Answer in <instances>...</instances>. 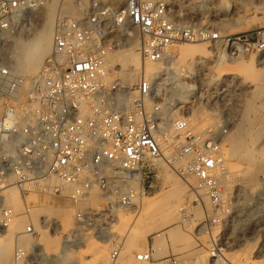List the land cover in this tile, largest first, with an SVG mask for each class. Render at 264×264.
<instances>
[{
  "label": "built area",
  "instance_id": "obj_1",
  "mask_svg": "<svg viewBox=\"0 0 264 264\" xmlns=\"http://www.w3.org/2000/svg\"><path fill=\"white\" fill-rule=\"evenodd\" d=\"M48 1L0 0V237L20 221L5 264L37 263V245L28 252L18 239L38 236L30 215L33 204L28 203L38 196L73 205L75 230L109 245L105 261L96 264H126L127 254L133 263L151 264L156 254L153 239L159 233L140 247L131 245V238L138 199L150 189V178L164 166L175 169L164 164L169 161H164L160 147L165 137L160 136L157 121L159 83L142 77L128 88L112 80L116 73L106 68L104 59L117 44L105 40L100 24L103 13L58 18L51 36L52 51L37 76L26 82V76L16 73L13 64L1 57L5 36L21 29L27 13L39 12ZM111 21L124 32L135 29L141 37L142 59L153 63L162 61L174 43L223 41L215 31L174 21L164 0H127ZM254 39L236 38L229 51L263 53L264 33ZM193 102L191 97L187 105ZM187 116L181 109L180 116L170 122L176 140L169 139L170 146L179 142L175 157L183 163L175 171L194 195L196 207L200 205L197 196L204 192L213 209L223 212L216 173L220 136L194 135ZM188 177L195 179V185L187 182ZM201 209L204 224L219 221L207 213L204 204ZM121 217L127 220L123 232L118 231ZM66 237L62 252L82 241V235ZM210 253L214 259L219 257ZM158 263L173 264L168 257Z\"/></svg>",
  "mask_w": 264,
  "mask_h": 264
},
{
  "label": "rangeland",
  "instance_id": "obj_2",
  "mask_svg": "<svg viewBox=\"0 0 264 264\" xmlns=\"http://www.w3.org/2000/svg\"><path fill=\"white\" fill-rule=\"evenodd\" d=\"M64 1L65 0H54V2L51 3L54 7L52 13V25L54 26V29L56 28L55 26L57 24V19L63 17H58L57 15L59 13V15L64 14L65 17H68L70 19L87 18L89 15L92 14V0H67L64 10H61L60 7L62 6ZM97 1L102 6L106 7H109L108 5L111 4L110 0ZM126 1L127 0H123V3H125ZM164 1L166 2L167 0ZM189 1L192 3L187 2V0H178L177 6L172 8L173 11H176V13L172 15V19L181 24H194L215 31L220 35V37L223 38V41H217L215 43L207 41L193 43H175L174 45L200 44L204 46L206 52L209 53V56H204L203 54L196 53V56L195 54L177 56L175 55L176 53L172 52L171 47H169V51L166 53V57H164L162 61L152 63L150 65V68L154 69V71H156L157 73V78L155 79V81L156 83L158 82L160 86V88L158 87L161 97L159 102H161L164 98L162 95L164 94V87L168 86L170 79L172 80V76H174L175 73L182 75L184 78L185 76H190L188 72L193 73L195 77L196 75H198L196 78H192L190 76L184 79V82H187V84L192 85L191 97H193L194 102L187 105L189 101L188 99L186 100V104L184 103L175 105L178 108L176 107L172 109V111H174L173 116L168 120L169 126L166 125L165 127L167 128V131L169 133V139L172 141V138L175 136V133L170 126V122L176 116H180L181 109L187 111V115L189 117L196 116L197 121L200 120L199 118H197L199 112L202 113L201 116L204 114H208L209 119L204 120L203 122L198 121V128L195 130H191V132L194 135L200 136L201 138L220 136V154L222 155V151L224 149L229 148V144L227 142L230 143L233 138L235 139L236 137V129H238V125L240 122L242 107L246 101L251 100L254 88L258 87L259 93L264 94V52L232 54V52L229 51L231 43L233 41H236V38H239L242 41V37L246 35L250 36L252 41H255L254 37L257 36L258 33H264V0ZM46 3L49 4L50 1ZM42 18H44V15L40 11H33L27 13L25 23L22 25L21 29H19L16 33L19 32L18 34L23 40L31 38L35 34V32H37V29L40 28L43 21ZM132 32L134 33L133 43L138 42L137 46L135 43V45L130 43L129 40L124 41L123 39H120V42L125 45L124 49H130L131 51L134 50V54H140L139 46L141 43V37L135 29H133ZM8 45H11L10 38L7 39L6 44L4 45V51L1 57L5 61H12L11 63H13V58H11L10 55L7 53ZM51 49L49 54L52 51ZM48 55H46L44 59ZM44 59L42 60V63ZM193 59H200V62L193 64L191 62L194 61ZM137 66L138 67L133 65L131 68L127 66L121 69L122 82L128 88L133 87L135 83H137V81L142 78V75L139 72V64ZM224 74L233 75V78L225 77ZM159 77L164 78L160 79ZM152 82L155 83L154 80H152ZM263 138L264 131L262 139ZM178 144L179 142L171 144V152H173V157H175ZM170 155L172 156V153ZM227 157L229 160H234L233 156L230 154H228ZM166 159L171 158L166 157ZM173 167H175V169L169 166H165V168H167L168 170L167 172H165V169L160 170L158 173H156V175L150 178L151 187L145 194V198L150 199L155 194L159 192L161 193L162 190L160 189H163L164 186H168L170 179H176L180 183L186 185L184 180L175 171L176 169H178V166L173 165ZM261 168L262 169L259 172L253 174V177L251 178V182L255 183V189L251 193L247 192L246 186H244V184L240 180L241 177H239V175L232 173L228 176L230 182L234 181L230 187L232 192V201H228L229 205L226 203H221V205L223 206V212H221L220 209L218 210L219 212L217 213L216 217L219 221L215 224H204V211L201 209L203 208V204L205 205L207 213H209L210 215H213V212L215 213V209H213V206L208 199H199L201 207L200 205L196 207V204L192 203V198H190V196H184L182 198V201L178 204L180 212L183 213L185 209L190 211L194 209V211H196V215L190 217L188 221H181L179 213H172L166 210L161 211L160 209H158L160 205L162 206L164 203L168 202L167 194H161L160 204H158L159 206H157L153 211H151L150 214L152 216L151 222H154L156 219L158 220V218L166 220L164 228L160 231L150 232L142 239L140 237H135V235L131 238V243L140 240H143V244H145L146 241L151 243V238L156 233H159V235L163 234L162 237H157L159 235L154 236L153 244L154 241H159V239H161L162 243L160 242L158 245L156 244L157 246H154L155 244L153 245L155 247L156 254L155 259L151 262V264H159V260L161 258L163 259V257L170 258L173 264H200L199 261L194 263L191 260L194 257L196 258L202 256L203 264H220L218 263V261L211 260L213 259L210 258L209 254V252L211 251L215 255H218L219 258H221L223 261H225L226 264H231L230 261L232 256L240 258L242 254H245L247 252H251V254L247 257L248 260L250 259L251 261H246V263L250 262L252 264H264V163ZM167 173H169L171 177H168ZM187 182H189V179H187ZM191 182V185H195L196 183L193 177H191ZM220 188L223 190L221 185ZM162 198H164V201L167 199V201L164 202ZM61 205V209L59 208L57 210L60 214H62L63 212L67 214V217H64V221L67 220L65 221V223L68 226H66V228L62 226V229L59 225L56 226L54 222H52L53 220H51V218L45 220V229L48 233V236H50L48 237V239H50V242L56 244L57 252H59L60 254V252H62L61 249L63 248V242L68 239V237H66L67 235H82V241H80L79 246L71 247L69 250L67 249L62 252L66 255L70 254V258L68 256L64 264H88V261L90 260L94 264H96L100 261H105L110 248L109 245L106 244L108 245L105 250L106 252L101 257L95 251L96 249L94 248V245H99V243L94 240V237L88 236L87 233H78L75 230L76 224L73 217L74 210L71 211L64 204ZM32 210L34 211L30 212L31 217L36 219V215H38L37 210H35L34 208ZM246 210L248 211L247 214L245 213ZM237 211H241L240 215L238 216L239 220H237L238 218H235L234 216ZM54 212H56L54 209L51 210V214ZM37 217L39 219L40 217L44 216H40L39 214ZM68 217L71 218L69 219ZM18 221L19 220H17L13 224V229L11 228L12 232L10 230L6 233L9 237H0V240H4L5 242L10 243L6 250V259L1 264H5L6 261L9 259L10 251L13 247L12 245H14L15 243L14 240L16 238L12 237L10 234L12 233L13 235L15 231H17L20 222ZM242 221L248 223L247 228H243V226L239 224V222ZM126 223L127 220L120 223L118 227L119 232H123L125 230ZM37 225L41 226L43 224L37 222ZM47 227L51 228L48 229ZM168 232L170 235L168 234ZM217 234L219 235L218 237H216ZM21 238L24 240H31L35 242L39 237L23 236L20 237L19 240ZM11 241L13 242L12 244ZM214 241H216L218 244L217 248L219 249V254L217 251L214 250ZM89 242H91L92 244V250L91 247H88ZM220 244L224 245L219 246ZM21 247L23 248V246ZM23 249L28 251V248ZM78 255L80 256V260H77V258L79 257ZM95 255H97V257L99 258H96ZM43 257L44 256L41 255V253L39 252L37 263H40V260ZM43 259L44 261L41 264H49L51 262L49 256ZM91 261L89 264H92ZM246 263H242L241 261L235 264ZM28 264H31V262L28 261Z\"/></svg>",
  "mask_w": 264,
  "mask_h": 264
},
{
  "label": "bare ground",
  "instance_id": "obj_3",
  "mask_svg": "<svg viewBox=\"0 0 264 264\" xmlns=\"http://www.w3.org/2000/svg\"><path fill=\"white\" fill-rule=\"evenodd\" d=\"M52 2H54V0L50 1L49 4L45 3V5L41 8L40 12L44 15V18H42L43 21H42L40 28L37 29V32H35V34L31 38L23 40V39H21V37L18 33H14L12 35H6L5 36V37L10 38V41H11V45L7 46V50H8L7 53L10 55L11 58H13V63H12L13 68H14L16 73L23 75V76L24 75L26 76V79H27L26 82H28L31 78L37 76V73H38L37 71L40 69V67L43 64L42 60L44 59V57L46 55L49 54L51 46H52L51 36H52V32H54L53 30H55L54 26L52 25V20H53V14L52 13H53V8H54L53 5L51 4ZM64 2H65V4H64ZM64 2L62 4V6L60 7L61 10L62 9L64 10V7L66 5L67 0H65ZM110 2H111V4L108 5L109 7H106V6H102L97 0H92L91 1V3H92V11L91 12L93 14L103 13L104 16L102 17V19H101L102 21L100 24H101V28H103L104 32L106 33L105 40L110 42V43L115 42L117 44V47L115 48V50L109 52L104 59L106 68L109 71L114 70L115 71L114 73H116V78H113L112 80L116 79L121 86L125 87V85L123 84L122 79H121V69H123L124 67H127V66L131 68L133 65L138 67L137 65L139 64V72L142 75V77L146 78L149 82H152V80H154V82H156L155 79L157 78L156 77L157 73H156V71H154V69L150 68V65L153 62L144 61L139 53H136V54L133 53L134 50L131 51L130 49H124L125 45L120 42V39H123L124 41L129 40L130 43H132V44L135 43L137 46L138 42L133 43V41H134V33L132 32L133 29H127L125 31L126 32V34H125L124 29L116 27L115 24L112 23V21H111L112 15L115 14V12H117L119 9L123 8L127 1L125 3H123V0H110ZM187 2H190V1L187 0ZM165 3L169 9L170 16L173 17L172 15L175 14L176 11H173L172 8L177 6L178 0H167ZM184 3H186V2H184ZM190 3H192V2H190ZM191 5H193V4H191ZM180 6H181V4H180ZM90 8H91V6H90ZM59 14L57 15L58 17L59 16H63V17L65 16L64 14H61V15H59ZM126 35L128 37H126ZM191 43H193V42H191ZM174 44H171L169 47H171L172 52L176 53L175 55H177V56H185L188 54L191 55V54H195V53L196 54H203L204 56H209L208 55L209 53L206 52L204 46H202L200 44H187V45H179V44L174 45ZM169 47L167 48L166 53L169 51ZM196 54H195V56H196ZM180 60H181V58H180ZM199 60L200 59H196V60L191 61V62L193 64H196V63L200 62ZM247 63H248V61H247ZM134 69H135V67H134ZM235 69H237V68H235ZM188 74L192 78L195 77V75L193 73L188 72ZM181 76L182 75L175 73V75L172 76V80L170 79V82L168 81L169 82L168 86L164 87V92H163L164 94H162L164 98L160 102L162 110H160L159 114L157 115V121H158L160 136L165 137L162 139V143H160L161 151H162V154L164 157L163 159H164V161H169L168 163L164 162V164H167V165L172 164L174 166H178L177 168L183 166V163L180 162L176 157H173V152H171V146H170V142H169V133H168L167 128L165 126L166 125L169 126L168 120H169V118H171L173 116L174 111H172V109L177 107L175 105L184 104V103H186V100L191 98L192 85H189V84H187V82H184V79L187 77H190V76H185V78L183 76L182 77ZM197 76L198 75H196V77ZM218 76H219V73H218ZM224 76L229 77V78H233V75H230V74L229 75L224 74ZM162 78H164V77H162ZM162 78H160V79H162ZM159 88H160V86H159ZM158 95H160L159 89H158ZM171 103H173L174 105L171 106L172 105ZM201 114L202 113L199 112V114L197 115V118L200 119V120H198L199 122H203L204 120L209 119L208 114L207 115L204 114L202 116H201ZM187 118H188V128L190 130L197 129L199 122L197 121L196 116L195 117L194 116H191V117L187 116ZM236 130H237V132H236L235 139L233 138V140L230 143L227 142L229 144V148L224 149L222 151V155L220 154V156H221L220 164L216 170V173L218 174V178H219V183H220L221 187L223 188V190L221 191L222 195L220 193L221 198H222V203H226L228 205H229L228 201H232V192H231L230 187L234 182V181L230 182V180L228 179V176L232 173L239 175V177H241V179L240 178L239 179L242 181L244 186H246L247 192L251 193L255 189V183L251 182L252 181L251 178L253 177V174H255L256 172H259L262 169L261 167L264 163V138L262 139V135H263V131H264V94L259 93L258 87L254 88V92H253V96H252L251 100L246 101L244 103V105L242 107V113H241L238 129H236ZM175 141L176 140L173 139V142H175ZM171 153H172V156L170 155ZM228 154L232 155L234 160H229L227 157ZM166 157L167 158L169 157L171 159H166ZM164 169H165V172L168 171L167 168H165V166H164ZM167 175H168V177H171L169 173H167ZM230 178H231V176H230ZM188 179H189L188 183L191 184L192 183L191 178L188 177ZM235 180H237V179H235ZM187 189H188L187 186L180 183L178 180L170 179L168 186H166V187L164 186L163 189H160V190H162L161 193L159 192V193L155 194L150 199H147L144 196L139 198L138 199L139 213H138V216L136 218L135 227H134V233L136 235L135 237H138V238L140 237L142 239L148 233L160 231L164 228V224H166V220L158 218V220L156 219L154 222H151L152 216L150 214L151 211H153L157 206H159L158 204H160L161 194L164 195L163 193H165V195L167 194L168 202H166L164 204L161 203L163 205L162 206L160 205L158 207V209H160L161 211L166 210V211H170L172 213H179V215L181 217L180 218L181 221H188V219H190V217H193L194 215H196V211H194V209L192 211L185 209V211L183 213L180 212L178 204L182 201V198L184 196H188V197L190 196V198H194V195L189 193ZM197 197H198V199H205L204 192H200L199 196H197ZM162 199L164 201V198H162ZM165 201H167V199ZM28 203L30 205L33 204L30 212H33L34 210H32V209L34 208L35 210H37L38 215L40 214V216H44V217H42V219H41V217L38 219V217H37L38 215H36V219L31 217V219L33 218L32 222L34 224V227L38 231V237L39 238L35 242L31 241V240H24L22 238L20 240L18 239L19 245L23 246V248H28L27 249L28 251H30L31 248L34 247V245H37V250L41 253V255L44 256L43 258H47L48 256L50 257L51 262L49 264H64L67 257L69 256V258H70V254L66 255L62 252H60V254H59V252H57L56 244L53 242H50V239H48V237H50V236H48V233L45 229L46 228L45 220H48L49 218H51V220H53L52 222H54V224L56 226L59 225L61 228H62V226L64 228H66V226H68V225H66L65 221H67V220L64 221V219H65L64 217H67L66 216L67 214H65L64 212L62 214H60L57 209H59V208L61 209V207H62L61 204H64L66 207H68L72 211L73 205H71L70 203H64L60 199L48 198L46 196L31 197L28 199ZM15 205H16V207H18V202H16ZM53 209L56 212L51 214V210H53ZM218 210L219 209H217V211H216V209H215L214 210L215 213L213 212V214L217 215V213L219 212ZM180 213H182V214H180ZM240 213H241V211H237L234 215L235 218L236 217L238 218ZM245 213L247 214L248 211L246 210ZM30 215H31V213H30ZM237 220H239V218ZM120 221L124 222V221H126V218L121 217ZM37 222H40L43 225L38 226ZM13 224L8 228L7 232H9L11 230V228L13 229V227H12ZM239 224L241 226H243V228L248 227V223H245L243 221L239 222ZM47 228L50 229L51 227H47ZM11 232H12V230H11ZM168 234H169V232H168ZM7 235L8 234H5L2 237H5V238L9 237ZM10 235L12 237H15V233L13 235L11 233ZM162 235L163 234H160L157 237H162ZM14 241H16V238ZM173 241H174V239H173ZM160 242H161V239H159V241L158 240L154 241L155 245L154 244L153 245L157 246ZM12 243L13 242L11 241V244ZM9 244L10 243L5 242L4 240L3 241L0 240V264L2 262H4L6 259L5 255H6V250H7V247ZM142 244H143V240L142 241L141 240L135 241V242L131 243V245H135L138 247H140ZM107 246L108 245H106V244H99V245L96 244V245H94V248L96 249L95 251L102 257V255H104L106 252L105 250H106ZM88 247L89 248L91 247V250H92L91 242H89ZM159 248H160V246H159ZM93 251H94V249H93ZM209 254H210V258H213L212 254L210 252H209ZM250 254H251V252H247L245 254H242L240 258L236 257V256H232L230 263L235 264V263H239L241 261H242V263H246V261L250 260V259L248 260V258H247L248 255H250ZM95 256H96V258H99V257H97V255H95ZM43 258L40 260V263H37V264H41L44 261ZM130 259H131V257L127 254L123 260L126 264H131L132 260H130ZM202 259H203V256L202 257H196V258L194 257L191 261L194 263L199 261L200 264H203ZM77 260H80V256L77 258ZM211 260L218 261V263H220V264H226V262L223 261L219 257H217L216 259L213 258ZM90 261H88V264L90 263ZM210 262H212V261H210ZM92 264H94V263L92 262ZM132 264H133V262H132ZM246 264H252V263L247 262Z\"/></svg>",
  "mask_w": 264,
  "mask_h": 264
}]
</instances>
